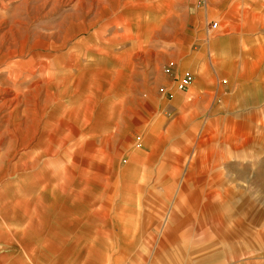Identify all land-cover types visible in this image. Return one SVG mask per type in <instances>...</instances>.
<instances>
[{
    "label": "rangeland",
    "instance_id": "rangeland-1",
    "mask_svg": "<svg viewBox=\"0 0 264 264\" xmlns=\"http://www.w3.org/2000/svg\"><path fill=\"white\" fill-rule=\"evenodd\" d=\"M244 1L251 0H0V136L9 133L7 122L16 107V115L28 125H32L33 118L43 120L41 133L44 122L59 104L73 105L80 119L91 117L85 131L96 136L94 146L107 153L103 162L106 179L111 178L114 148L124 154L118 155L120 171L129 162L133 165L132 184L116 186V179L104 181L106 218L112 221L119 214L120 219L115 221V227L104 228L106 238L97 248L105 249L109 258L99 264H132L133 254L138 253L132 247L140 241L142 232L163 221L168 213H182L186 209L177 217L181 224L187 219L186 212L192 215L187 226L181 227L189 231L186 260L202 258L204 264H264V102L253 106L251 116L245 119L227 115L230 107L219 100V106L213 107L211 121L206 118L207 106L201 105L199 109L205 118L196 123L199 145L190 151L180 138L186 130L185 122L176 127V133L169 131L173 124L185 119L181 113L176 116L171 101L182 77L193 76L184 56H192L197 48L196 31L191 27L187 48H181L185 42H181L179 17L173 9L187 5L203 11L218 2L232 5ZM237 8L232 12L239 15L241 10ZM82 68L89 69L87 85L83 79L76 82ZM74 83L79 95H89L86 101L74 97L73 91L64 90ZM52 85H56L52 88L55 101L52 89L48 90ZM84 86L89 90H83ZM64 91L71 96L57 100V94ZM89 109L93 111L91 115L85 114L84 110ZM60 115L69 121L65 113ZM70 123L78 124L73 120ZM7 134L0 137L2 153L10 141ZM111 134L122 137L107 142ZM7 157L8 183L27 184L26 175L40 170L39 165L29 172H17L14 165L19 158ZM89 170L96 171L91 164ZM185 180L202 182V187L198 185L200 201H186L187 187L182 185ZM126 186L133 188L134 196L130 190L127 193ZM88 188L90 191L85 189L82 200L92 205L91 212H99L96 201L102 195L92 196L97 188L93 183ZM80 189L71 184L63 193L66 201L62 202L60 212L49 213L52 217L46 221L50 227L35 229L39 238L48 239L49 258L40 257L43 240H39L38 247H31L35 246L38 233L28 230L31 239L20 240L21 233L18 238L0 239V264H84L86 257L79 258L78 252L90 245L87 232L72 231L67 224L54 226L68 212V195ZM40 192L41 188L27 197L31 203L29 213ZM132 196L133 200L126 202ZM199 205L203 212L196 209ZM22 216L18 212L14 219L5 222L0 218V229L10 235L15 230L22 232ZM68 239L69 244L65 243ZM74 239L80 242L74 244ZM195 241L198 246L199 242L203 244L198 250ZM32 251L39 254L38 259L31 255Z\"/></svg>",
    "mask_w": 264,
    "mask_h": 264
},
{
    "label": "crops",
    "instance_id": "crops-1",
    "mask_svg": "<svg viewBox=\"0 0 264 264\" xmlns=\"http://www.w3.org/2000/svg\"><path fill=\"white\" fill-rule=\"evenodd\" d=\"M237 7L241 10L239 15L232 12L235 8L238 9ZM210 8L202 11L200 8L196 10L187 5H180L173 9L179 17L180 39L181 42H185L181 48L184 51L188 45L189 27L196 31L195 53L192 56H184L186 66L193 74V82L184 92L174 88L175 93L171 101V108L177 112L176 116L181 113L182 116L185 115V119L180 120L176 125L173 124L175 121L173 116L174 121L171 122L173 125L169 129L170 134L176 133V127L179 125L182 127L184 122L186 123V130L180 138L188 151L191 147L199 145L197 134L199 126L196 123L205 118L199 109L201 105L207 106L206 118L211 121L214 119L213 107L219 106L217 105L219 100L230 107L227 115L231 113L233 116H244L245 119L251 116L253 106H260L264 102V0L244 1L232 5L218 2ZM210 18L212 21L209 20ZM213 23L218 25L216 30H211ZM88 74L89 69L82 68L76 82L79 83L83 79L86 84ZM73 86L75 83L66 90L74 91V97L81 101L85 97L89 98V95L83 92L79 95L78 90ZM83 90L88 91L89 87L84 86ZM55 110L53 111L57 115L58 106ZM91 113L88 112L90 115ZM84 118L91 120V117ZM156 125L154 126L157 127ZM183 184L187 187L184 192L186 201H200L198 185L202 187V182L190 183L185 180ZM201 206L196 209L203 212ZM170 208L172 209V206ZM185 211L182 213L184 214ZM174 212L165 215L163 221L153 223L147 232L141 228L143 231L141 239L132 247L134 251L136 248L138 251L137 254H133L132 264H204L202 258L197 261L192 258L186 260L185 249L188 248L186 244L189 231L185 227L189 223L187 219L192 216L191 212H186L187 219L181 221V224L177 217L182 213ZM182 226L185 227L181 228ZM155 231L158 232L157 235ZM199 246L203 244L199 242ZM199 246L195 241V250L200 249Z\"/></svg>",
    "mask_w": 264,
    "mask_h": 264
},
{
    "label": "bare ground",
    "instance_id": "bare-ground-1",
    "mask_svg": "<svg viewBox=\"0 0 264 264\" xmlns=\"http://www.w3.org/2000/svg\"><path fill=\"white\" fill-rule=\"evenodd\" d=\"M55 86L56 85H52V87L49 86L48 90H51L52 88L55 89ZM36 89L37 88H35V90ZM53 89L51 96L54 99L55 96L53 93ZM176 89L178 90V88ZM67 91L70 92V90ZM69 95L71 94L64 91L60 94V96L57 95V97L61 98ZM14 100L16 102V98ZM11 101L12 100H10V102ZM18 110L19 109L16 107L14 113H11V120L7 122L9 123V130L11 132L9 131L8 134L5 132V134L9 136L10 141H8L3 153V148L0 149V218L1 220H3V222H5L8 221L9 218L14 219L13 216L18 212L22 213V222L24 229L22 232L20 230L12 231L14 234L11 235L8 233V231L0 229V239L7 241L9 238H18L20 233L22 234L20 240L31 239V237H29L31 236L30 232H35V229H45L47 227L49 228L50 226H48L49 224L46 221H49V218L52 217V214L50 215L49 213L53 212L55 214H58L60 212V208L61 206H63L62 202H64L65 200L63 198V193L71 184L74 183L81 189L78 193H71L68 195L67 198L69 200V203L65 206V209L68 212H65V214L62 216L60 215V219H62L63 221L58 222L59 224L54 223V226L59 227L61 223L62 225L67 224V226L72 231L81 230V233H83V231H86V235L90 240V245L87 244L84 247H81L80 253L78 252V257H86L87 262L93 260L95 261L94 264L104 263L105 260L109 258V256L107 255L105 249L101 247V249L97 248V246L103 245V240L104 238H106L104 237V228L109 225L115 227L117 225L115 221L118 218L120 219L119 214L113 216L112 221H108V219L106 218L103 210L104 198L106 196V187L104 186V181L107 180V182H110L112 181V179H116V186H118L119 183H122V185H127L130 184L129 182H131L132 184V181L135 180L134 178H130L135 174V171L132 168L133 165L129 164V162L125 170L120 171L119 165L121 160L118 161V155L122 153L121 150L119 152L118 147L114 148L112 150L114 157L110 173L111 178L106 179V169L104 168L105 166L103 165V162L106 161L107 153L105 150H103V148H96L94 146L96 136H91L90 134H88L87 130L85 131L90 123V120H86L84 116L83 119H80L77 116L78 113L73 108V105L66 106L65 104H59L57 110L58 114H55L54 111L56 110L51 112L49 116L50 118L44 122L41 133L39 132V128L43 120H34L33 118V120H31V122H33L32 125H28V122L24 123V120H21L19 115H16L19 112ZM84 112L88 113L91 111L89 109L87 110V112L84 110ZM62 113H65L68 116V122L65 121V117H61L60 114ZM79 119L80 121H78ZM71 120L78 122V124L73 125L72 123H70ZM22 131H24V133ZM5 134H2L0 137ZM114 137H117L116 139L119 141L118 137H121V135L114 134L108 136L107 142L111 138L115 139ZM113 139L110 140V142L113 141ZM10 155L12 157L15 156L19 158V161L14 165L15 171L29 172L32 169H37V167L40 165L41 167L39 172L37 171L38 173L36 174L35 172H32V174L34 173L35 175H26L25 182H27V184L22 183L21 185H19L18 182H16L17 184L8 183L6 178L8 167L6 166L7 160H5V158L8 159L9 157L7 156ZM4 162L5 166L3 165ZM90 164L94 165L96 170L95 172H91L89 170ZM41 179L45 182L41 183ZM90 180L92 181L93 186L95 185L97 187L94 188L95 190L93 189V192L91 193L92 196L100 197L102 195L96 201V203L98 202L99 204L101 202L100 205H97V207L100 209L99 212H91L90 210L92 209V205H89L87 204V201L82 200L85 199V195L83 193L84 191H86L85 189L90 191V189L88 188L89 184H92ZM52 182H56L57 184L55 183L54 185V183ZM101 184H103V187ZM40 188L41 192L36 195L34 207L29 213L28 209L31 203L29 204V199L27 197L34 196V194H36V190L38 192ZM47 189H50L51 192L48 193V191H46ZM126 189L127 193H129L130 187H127ZM58 191L62 193L57 195L56 193H58ZM130 192V194L133 195V188L132 190H130ZM133 196L131 198H128L126 202H129V199L134 198ZM125 208L127 207L125 206ZM28 230L30 231L29 233H27ZM35 234H37L34 239L35 246L31 247H38L39 240H43V253L42 255H40V257L49 258V252L47 251H49L50 248L48 247L49 243L46 242L48 239L44 240L39 238V232H35ZM68 241L70 240L68 239L65 243L69 244ZM76 242L80 241L76 239L74 244ZM71 246L74 248L76 247V245L73 244ZM31 255L34 258L38 259L37 256H39V254H37L36 252L32 251ZM52 256L53 255H51V257ZM86 261L85 263H87ZM18 263L20 264V262Z\"/></svg>",
    "mask_w": 264,
    "mask_h": 264
},
{
    "label": "built area",
    "instance_id": "built-area-1",
    "mask_svg": "<svg viewBox=\"0 0 264 264\" xmlns=\"http://www.w3.org/2000/svg\"><path fill=\"white\" fill-rule=\"evenodd\" d=\"M199 1H202V0H199ZM217 27H218V25L216 23H214L211 26V30H216ZM192 82H193V76L192 75H190V74L184 75L182 77V79L178 82L177 88L179 91H186L190 87Z\"/></svg>",
    "mask_w": 264,
    "mask_h": 264
}]
</instances>
